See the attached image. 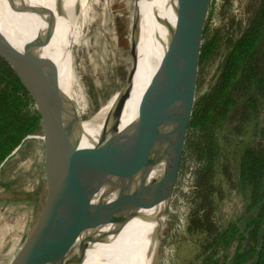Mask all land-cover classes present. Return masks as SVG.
<instances>
[{
	"label": "water",
	"instance_id": "water-1",
	"mask_svg": "<svg viewBox=\"0 0 264 264\" xmlns=\"http://www.w3.org/2000/svg\"><path fill=\"white\" fill-rule=\"evenodd\" d=\"M142 1H135L128 73L113 104L128 100L131 94L138 65ZM212 1L177 0V33L186 36V55L177 63L170 60L174 39L173 34H168L142 94L123 159L115 161L110 169L112 178L103 175L88 145L82 144L84 120L53 81V60L42 52L53 36L56 22L49 24L41 41L28 44L24 50L16 49L0 33V57L16 72L34 100L42 119L41 138L45 145V202L32 232L8 264H82L75 253L82 233L89 227L87 206L120 199L137 177L143 175L147 179L150 174L154 178L145 184V196L137 200L135 210L140 209L148 227L145 264H163L165 230L189 157L186 145L198 96L200 56ZM76 7L77 1L74 12ZM156 21L164 27L162 17L157 15ZM101 119L91 121L97 123Z\"/></svg>",
	"mask_w": 264,
	"mask_h": 264
},
{
	"label": "trees",
	"instance_id": "trees-1",
	"mask_svg": "<svg viewBox=\"0 0 264 264\" xmlns=\"http://www.w3.org/2000/svg\"><path fill=\"white\" fill-rule=\"evenodd\" d=\"M208 20L200 74L214 58L218 67L197 96L186 145L195 161L187 230L200 237L201 247L193 264H264V0H248L240 15L225 10L223 24L214 29ZM250 130L253 140L234 155V174L223 143L233 144ZM40 134L43 124L34 100L0 57V175L28 137ZM219 172L245 201L241 214L223 226L216 216L223 196Z\"/></svg>",
	"mask_w": 264,
	"mask_h": 264
},
{
	"label": "rangeland",
	"instance_id": "rangeland-1",
	"mask_svg": "<svg viewBox=\"0 0 264 264\" xmlns=\"http://www.w3.org/2000/svg\"><path fill=\"white\" fill-rule=\"evenodd\" d=\"M136 0H81L74 12L76 29L72 54L65 67L68 89L80 118L84 121L96 118L98 112L109 103L123 87L129 68L132 19ZM248 0H213L208 24L211 29L224 22L228 15L243 13ZM149 0L140 3V39ZM140 46V42H139ZM139 51V48H138ZM199 72L197 94L204 92L214 78L218 58H214ZM122 116L115 112L104 131V147L111 146L117 137ZM264 119V112H263ZM250 130L235 138L228 147L225 161L235 174L234 155L240 154L244 144L253 140ZM43 134L29 136L28 140L5 165L0 175V264H8L32 232L46 198L45 145ZM235 145V146H234ZM186 173L172 202V209L165 230L163 264H193L200 255V237L189 234L187 227L193 208L191 186L195 179L189 171L195 168L190 157ZM223 196L217 200L216 216L220 225L234 220L244 209V198L223 173L219 172ZM10 184L6 189L3 185ZM127 214L125 207L120 210Z\"/></svg>",
	"mask_w": 264,
	"mask_h": 264
},
{
	"label": "bare ground",
	"instance_id": "bare-ground-1",
	"mask_svg": "<svg viewBox=\"0 0 264 264\" xmlns=\"http://www.w3.org/2000/svg\"><path fill=\"white\" fill-rule=\"evenodd\" d=\"M76 1L81 0H0V33L18 50L41 41L49 24L56 22L53 36L42 52L53 60L56 71L53 81L73 103L65 67L75 43L76 24L73 15ZM156 7L158 14H155V19ZM157 15L162 17L164 27L156 21ZM177 28V0H149L140 39L137 70L128 100L113 104L114 95L96 115V118H102L99 122L87 120L82 123V144L88 145L92 159L98 163L97 168L106 177H113L110 169L115 161L123 159L142 94L153 76L163 50L162 42L168 34H173L174 39L170 60L177 63V59L186 55L188 41L184 33H177ZM119 111L123 117L120 131L113 144L104 147L107 122ZM153 176L150 174L146 179L140 175L126 193L114 202H92L87 206L85 212L89 227L82 233L75 253L83 261L82 264H145L148 227L141 217L140 209H135L137 200L145 196V184ZM122 207L127 210L124 218L120 213Z\"/></svg>",
	"mask_w": 264,
	"mask_h": 264
},
{
	"label": "built area",
	"instance_id": "built-area-1",
	"mask_svg": "<svg viewBox=\"0 0 264 264\" xmlns=\"http://www.w3.org/2000/svg\"><path fill=\"white\" fill-rule=\"evenodd\" d=\"M194 170H195V168H194ZM189 175H190L193 179H195V175H194V172H193V168L189 171ZM192 187H193V186H191L190 189H192Z\"/></svg>",
	"mask_w": 264,
	"mask_h": 264
}]
</instances>
